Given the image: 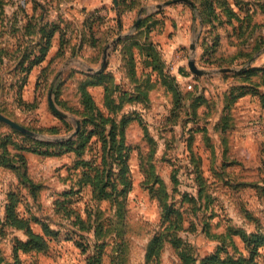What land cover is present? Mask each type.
<instances>
[{
    "label": "rangeland",
    "instance_id": "obj_1",
    "mask_svg": "<svg viewBox=\"0 0 264 264\" xmlns=\"http://www.w3.org/2000/svg\"><path fill=\"white\" fill-rule=\"evenodd\" d=\"M88 1L100 0H0V112L30 131L25 133L0 121V143L9 136L11 153H26L31 176L43 185L36 200L29 196L27 201L23 200L22 212L43 217L57 232L49 238L47 254L23 255L24 264H88V254L79 242L90 246L104 242L103 259L98 264H182L176 246L169 241L160 254L148 258L150 242L163 230L169 237L174 234L179 237L181 248L197 256L210 254L220 246L225 247L223 257L249 256L241 235L232 233L234 229L248 235L264 233V71L249 77L233 75L254 66L243 58L231 59L249 44L252 46L256 40H261L258 51L261 55L254 65L264 68V0H249L259 9L252 31L250 25L238 28L240 23L229 20L224 14L220 16L222 23H218V17L214 23L205 25L198 8L191 9L186 2L164 6L163 12L157 14L156 5L167 0H135L136 7L122 14L123 27L120 28L114 11L107 9L103 14L96 13L101 8L88 11L84 6ZM230 1L235 10L237 0ZM130 5L135 6L128 1L123 7ZM142 6L144 11L140 14ZM236 8L239 12L238 4ZM151 14L148 24L135 31L137 21ZM54 26L58 29L55 36L60 46L62 34L65 36L63 49H59L61 53L53 50L30 71L24 68L29 62L21 66L25 51H29L25 48L44 35L40 27L48 32ZM169 29L175 31L167 36ZM179 29L188 31L186 41H181L174 51L168 49V43L174 41ZM131 32L140 39L147 36L156 42L151 58L146 56L148 49L140 52L136 46L124 45L126 71H115L120 59L116 50L109 58L107 69L116 72L119 79L126 77L134 86L132 69L128 67L131 54L138 56L134 64L141 75L148 72V61L171 76L176 74L173 67L183 62L185 72L176 74V78L184 107L173 110L180 98L158 75L154 76L156 81L149 88V96L143 98L147 106L134 102L129 107L135 115L141 116L144 125L135 120L127 127L132 187L121 194L122 215L119 216L117 204L93 198L91 186L77 191L82 168L75 167L73 154L43 158L31 150L40 147L37 140L65 139L76 130L80 120L75 113L80 108V83L88 73L94 72L89 67L100 68L106 45L119 35ZM218 36L219 44L213 51L210 47ZM91 37L101 41L100 50L84 44V40ZM193 41L195 51L190 49ZM40 48L41 45H34V49ZM190 58H195L198 66L210 73H193L187 66ZM222 67L235 70L216 72ZM145 77L137 80L146 83ZM58 88L60 91L56 94ZM245 89L252 94L241 95V90ZM92 90L97 102L102 104L101 88ZM51 93L73 126L69 131H65L63 117L50 106ZM54 125L62 127L61 135L48 131ZM92 148L88 155L95 156L98 163L100 157L95 154L101 144L96 142ZM0 171L1 213L8 185L15 188L17 184L14 176L10 182L9 170ZM71 188L77 191L69 196V207L75 212L66 215L64 209L55 208L54 201L60 192ZM23 191L29 194L27 189ZM162 202H167L168 208L175 211L172 216L177 227L162 220ZM34 228L41 230L36 223ZM96 228L97 236L94 235ZM98 251L97 246L90 250V255Z\"/></svg>",
    "mask_w": 264,
    "mask_h": 264
},
{
    "label": "trees",
    "instance_id": "obj_2",
    "mask_svg": "<svg viewBox=\"0 0 264 264\" xmlns=\"http://www.w3.org/2000/svg\"><path fill=\"white\" fill-rule=\"evenodd\" d=\"M119 1V14L122 15L125 11L131 10L132 7H136L135 0H118ZM128 1L133 2V5L129 8L123 7ZM194 3V6L198 8L200 12V17L203 24L210 22L214 23V20H219L218 23H222L224 20L220 19L221 14L227 16L230 20H235L240 23L238 28H246L251 26V31L253 27H256V23L253 22L254 14L257 11L255 8L254 12L251 11L252 7L250 2L244 3L242 0H237L236 4L240 6V9L245 12V15L242 17L240 13L233 9L229 0H191ZM257 3V2H254ZM244 5H247L244 8ZM253 6L255 4H252ZM127 7V6H126ZM160 13L161 10H158ZM100 16V15H99ZM154 16V15H153ZM211 16V17H208ZM152 14L144 17L141 20L139 29L145 27L148 22L152 19ZM213 18V21L210 20ZM216 22V21H215ZM231 22V21H230ZM122 25V22H118V27ZM149 27V26H148ZM152 28V27H151ZM150 28V30H151ZM57 27L54 26L48 32L45 31V27H40L41 40H35L34 45H41L40 50L34 49V45L29 44L25 49H29L28 52L25 51L22 64L24 62H29L30 65L27 67L24 66L27 70H31L36 64H40L45 60L53 41V37L57 33ZM240 30V29H239ZM149 31V30H148ZM241 31V30H240ZM242 32V31H241ZM219 35V34H218ZM45 36V37H44ZM61 46L60 49H63V44L65 43V36L62 34ZM219 44L218 39L211 45L212 50H216ZM261 40L255 41V43L250 48L243 49V51L235 54L231 61L236 59L243 58V61L249 60L261 49ZM125 45H133L138 48L139 51L143 49H148L146 56L151 58L152 52L156 47V44L152 42L150 37L145 36L143 39L133 35H128L125 39ZM129 50V47H128ZM61 53V50H59ZM127 54V53H126ZM127 58V57H125ZM128 60V67L132 69L131 79L134 83L133 90H120L118 98L116 97V91L118 90V84L115 82L114 75L111 72H101V73H88V76L80 83L79 92H80V103L81 107L75 111L76 114L80 116L79 120V130L76 135L73 137H67L65 139H57L54 141H42L37 140L36 143L40 147H45L41 149L40 147L33 148L31 151L41 155L44 158L50 157H59L66 154H73L76 158L75 167H81V174L78 179V190L91 186L93 198L97 200H109L111 204L116 203L118 209V215H122L120 198L121 194L126 193L132 187L131 171L129 158L131 155V146L127 142V127L130 122L134 119L139 121L144 125V121L141 116L135 112L131 115H124L121 119L118 120L117 112L121 110L128 103H137L146 107L147 105L143 102V98L149 96V88L155 85L153 75L157 72L159 80L164 84H168L169 89L175 91L176 97L180 98L177 101V105H174L173 110L179 111L184 105L181 104L182 92L178 86V82L174 76L163 74L162 70L153 65V61H148L147 67L150 71L146 72V75H139L136 70L137 65L134 61V55H130ZM131 66V68H130ZM220 66V65H219ZM264 71V68L261 66L250 67L246 69H240L239 71L234 72L233 75L241 74L247 77L258 75L259 72ZM135 75V77H134ZM145 77L144 80H137L138 78ZM103 84L105 87V106L109 109L110 113L106 114L96 103L93 94L89 90V86ZM118 85V86H117ZM120 89V87H119ZM60 88L56 90L58 94ZM253 91H256V89ZM249 89L241 90V95L250 94ZM252 94V93H251ZM231 102V101H230ZM227 105H229V103ZM148 104V103H147ZM195 112V111H194ZM64 124L65 131H69L73 126L69 123L68 120L62 119ZM74 130V128H73ZM49 132L53 134L61 135L63 130L62 127L54 125L48 129ZM75 131V130H74ZM101 144V149H97L95 155L100 157V162L97 163V160L92 157L93 155H88L93 149L92 146L94 143ZM8 143H12L9 139V136L0 143L2 151L0 153V163L4 166L14 170L18 177L19 183L15 188H12L8 192L7 202L5 205L6 214L4 219L0 217V232L2 236H6L11 229L22 230L26 237L25 239H20L15 236L12 239L13 251L12 259H9L5 256L1 246H0V264H24L23 259L20 256V252H34V253H43L47 254L50 251V242L49 238L56 236L57 232L51 227V224L45 220L43 217L38 216L34 213H29L28 215L22 214L19 211V205L27 197H31L36 200L38 198V190H40L43 185L39 182H36L34 178L29 174L28 169V160L23 152L11 153ZM22 148V147H21ZM27 189L28 193H25L23 190ZM75 189L71 188L70 190H63L59 193V197L55 199L54 205L59 211L64 209L66 215H71L75 212L74 209L69 207L70 199L69 196L74 194ZM161 217L164 222L168 221L170 226L174 224L177 227L176 219L173 218L172 211L168 208L167 202H162L161 204ZM81 222H84L81 219ZM34 223L40 225L42 232H38L34 229ZM169 225L165 228L167 229ZM10 229V230H8ZM97 228L94 231V235H98ZM232 234H240L242 239L245 242L246 249L249 250V256L244 257L240 256H226L223 257L221 253L225 250V247L220 246L216 251L204 255L197 256L187 249L181 248V240L175 234L173 237H169V234L165 230L158 232L150 242L149 252L147 253L148 258L153 255L160 254L164 245L167 241L173 243L176 246L178 256L181 259L182 264H264V233H253L248 235L246 232L239 231L234 229ZM104 242L96 243L94 246L84 245L79 242V246L83 248V251L88 254L89 262L88 264L101 263L102 262V248ZM99 247V253L90 255V250H93L95 247ZM91 247V248H90ZM229 254V252H227ZM91 257L94 259L92 260Z\"/></svg>",
    "mask_w": 264,
    "mask_h": 264
},
{
    "label": "crops",
    "instance_id": "obj_3",
    "mask_svg": "<svg viewBox=\"0 0 264 264\" xmlns=\"http://www.w3.org/2000/svg\"><path fill=\"white\" fill-rule=\"evenodd\" d=\"M244 3H246V2H250L249 0H242ZM229 2H230V4H231V1L229 0ZM251 2H253V1H251ZM251 2H250V4H251ZM113 3V4H112ZM111 4V5H110ZM253 4V3H252ZM249 5V6H251L252 7V10L251 11H255L254 9H255V7L253 6V5ZM84 6L87 8V10L89 11L90 9H98V8H101L100 9V11H96V13H101V14H103V12L104 11H106V13H107V9H109V10H111V11H114L115 12V21H116V24H117V26H118V22L119 21H121L122 22V25H120V28H122L123 27V21H122V15H120L119 14V9H120V6H119V1H118V6H116V0H100L99 2H97V3H93V2H85L84 3ZM191 6V9H193V8H195V6H194V3H193V5H190ZM247 5H244V8L246 7ZM234 7H235V10L237 9L236 8V4H234ZM141 9H143V11H144V6H142L140 9H139V13H140V10ZM158 10H161L162 12H163V9H161V8H158ZM259 10V9H258ZM257 10V11H258ZM143 11H142V13H143ZM256 11V13L254 14V20H253V22L254 23H257V16H258V12ZM240 15L243 17L244 15H245V12L243 11V10H241L240 9ZM111 13V12H110ZM161 13V12H160ZM260 13V12H259ZM157 14H159V13H157ZM167 14H168V12L166 11V13H165V15H166V21L168 22L169 21V19L167 18ZM187 14H189V13H187ZM192 15V14H191ZM193 16V15H192ZM171 20H172V18H170ZM201 20V19H200ZM140 23H141V20H140ZM140 23H139V25H140ZM235 23H238L237 21L235 22ZM139 25L137 26V28L139 27ZM175 25V24H174ZM169 26V25H168ZM234 26H237L236 24L234 25ZM175 31L174 29H169L168 31H166V33L165 34H167V36L170 34V32L171 31ZM135 31H137V29L135 30ZM187 30L185 29L184 31H183V29H179L177 32H176V34H175V38H174V41H170L169 43H168V45H167V47H168V49H171V50H176V47L178 46V45H180L181 44V41H186V36H187ZM152 34V33H151ZM128 35H133V32H131V33H127V34H125V35H119V36H121V38H120V40L116 43V44H118L117 45V47L115 46V45H113V47L110 49V54H109V58H110V56L112 57V55L115 53L114 52V50H116L117 51V53L119 54V56H120V59H119V63H118V69L117 70H115L116 72H119V73H123V71L125 72L126 71V69H127V66H126V63H127V60H126V52L125 51H123V46L125 45V39H126V37L128 36ZM92 39L91 40H84V44H85V42H86V45H93L94 46V49L95 50H100L101 49V46H102V43H101V41L100 40H97L96 38H93V37H91ZM166 40H168V38L166 37L165 38ZM152 40V42H154V40L153 39H151ZM114 41V40H113ZM112 41V42H113ZM112 42H110V43H112ZM110 43H108V44H110ZM155 44H156V42H154ZM194 43V41L192 42V43H190V49L191 50H193V48H192V44ZM245 43V42H244ZM244 43H243V45H244ZM107 44V45H108ZM107 45H106V47H107ZM250 45V44H249ZM115 46V47H114ZM250 48V46L247 48V49H249ZM59 49H60V41H59V39H57V37L56 36H54V38H53V41H52V46H51V48H50V50H49V52H48V56H49V54H51L52 52H53V50H55V53H58V51H59ZM217 49V48H216ZM196 50V49H195ZM195 50H193V51H195ZM234 53V52H233ZM116 54V53H115ZM261 54H259V52H257V53H255L254 55H253V57L252 58H250L249 59V63L252 65V66H254V67H257L258 65H254V61H255V59H257L259 56H260ZM134 57H135V59L137 60L138 59V56L135 54L134 55ZM111 59V58H110ZM191 59V58H190ZM190 59H188L187 60V66L189 67V60ZM197 62V61H196ZM108 63H109V59H108ZM197 64H198V62H197ZM183 62H182V64L181 65H176V66H174L173 67V69H174V72L176 73V74H178L179 73V75H182L181 74V72H185L184 70H185V68H183ZM182 66V67H181ZM101 67V66H100ZM89 68H92V67H89ZM107 68H108V66H107ZM105 69L103 72H111L113 75H114V78H115V82H116V84H118L117 86H118V90L116 91V97L118 98V96H119V94H120V90H129V91H131V90H133V85H131L130 83H128L126 80H125V78L123 77L122 79H119V77H118V75L116 74V72H113V71H110V70H108V69ZM187 68V67H186ZM94 69V68H93ZM99 69V68H98ZM144 69H145V67H144ZM95 70H97V69H94V70H92V71H94V72H90V73H97ZM148 71H150V69L148 68L147 69ZM141 72H144V70L143 69H141ZM101 73V72H100ZM139 74L141 75V73H140V71H139ZM157 74V72H155V74L153 75V77L154 76H157L156 75ZM174 75V77L176 78V76L177 75ZM176 80H177V78H176ZM119 87H120V89H119ZM92 88H101V90H102V104H99L97 101V98L95 97V95H94V93H93V90H92ZM89 90H90V92L93 94V96H94V98H95V101H96V103L98 104V106L106 113V114H109L110 113V111H109V109L105 106V103H104V101H105V87H104V85L103 84H98V85H92V86H89ZM181 90V89H180ZM79 102H80V100H79ZM133 106V103H128V104H126L121 110H119L118 112H117V116H118V120L119 119H121L124 115H131L132 113H133V111H130L129 110V107H132ZM80 107H81V103H80ZM62 117V116H61ZM62 119H66L67 120V116L66 117H63ZM136 119H134V120H132L130 123H132L133 121H135ZM11 151H12V149H10ZM32 152V151H31ZM32 153H34V152H32ZM25 154V156H26V158H27V160H28V157H27V155H26V153H24ZM36 155H39V154H37V153H35ZM44 158V157H43ZM9 170V172L8 173H10V175L12 176L11 177V180H10V182H12V180H13V176H14V181H15V183L16 184H18L19 183V181L17 180V176H16V172L14 171V170H12V169H10V168H8V167H6V166H4L2 163H0V170H2V171H5V170ZM28 169H29V162H28ZM6 170V171H7ZM5 171V172H6ZM29 171V170H28ZM1 172V171H0ZM29 174H30V172H29ZM31 175V174H30ZM0 186H1V181H0ZM8 187L10 188V189H12L11 188V185H8ZM9 188H8V192H9ZM7 196H8V193L6 194V196L4 197V205H3V211L0 213V217L2 218V219H4V217H5V214H6V208H5V205H6V202H7ZM30 199H31V197H29ZM29 199V200H30ZM19 211L22 213V214H24V212H22V209H21V206L19 205ZM28 215V214H27ZM35 224V223H34ZM33 224V225H34ZM37 224V223H36ZM39 225V224H38ZM35 229V228H34ZM36 230V229H35ZM36 231H38V230H36ZM38 232H42V229L40 230V231H38ZM15 236H17V237H19L20 239H25V237H26V235H25V233L22 231V230H16V229H11L10 231H9V233H7V235L6 236H2L1 235V232H0V246H1V248H2V250H3V252H4V254H5V256L7 257V258H9V259H12V251H13V243H12V239L15 237ZM4 246H6L7 247V249L4 247ZM8 250V251H7ZM32 253H34V252H23V251H21L20 252V256H21V258L23 259V255H26V254H32ZM34 254H37V253H34ZM38 254H43V253H38Z\"/></svg>",
    "mask_w": 264,
    "mask_h": 264
},
{
    "label": "water",
    "instance_id": "obj_4",
    "mask_svg": "<svg viewBox=\"0 0 264 264\" xmlns=\"http://www.w3.org/2000/svg\"><path fill=\"white\" fill-rule=\"evenodd\" d=\"M180 2H186V3L190 4V5H193V2L191 0H167V1L163 2V3L157 4L156 6H157V8H163L164 6H169V5L180 3ZM116 6H118V0H116ZM142 11H143V9L140 10V14L142 13ZM139 23H140V19L137 21L136 25L138 26ZM120 38H121V36H118L112 43L108 44L107 47L105 48L102 65H101V67L99 69L95 70L97 73L103 72L107 68L109 54H110V49L113 47V45H115L120 40ZM192 48H193V50L196 49V42H194L192 44ZM189 67H190L191 71L193 73L197 74V75H203V74H206V73H210V71H207L205 69L200 68L198 66L195 58H191L189 60ZM89 70H94V69L93 68H89ZM234 70L235 69L232 68V67H222L221 69L217 70L216 72H232ZM49 99H50V106L52 107V109L58 115H60L62 117H66L67 114L58 107V105L56 104L54 96H53L52 93L50 94V98ZM0 121L4 122V123H7L11 127L16 128V129H18L20 131H24L25 133H30V131L28 129H26V127H24L22 124L16 122L12 118L4 115L1 112H0ZM79 127H80V124L78 122L76 130L70 135V137L76 135L77 131L79 130Z\"/></svg>",
    "mask_w": 264,
    "mask_h": 264
}]
</instances>
